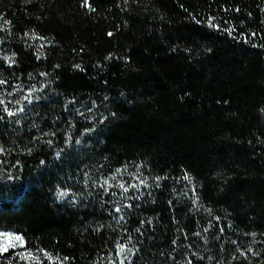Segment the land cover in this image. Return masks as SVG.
<instances>
[{"label": "trees", "instance_id": "16d2710c", "mask_svg": "<svg viewBox=\"0 0 264 264\" xmlns=\"http://www.w3.org/2000/svg\"><path fill=\"white\" fill-rule=\"evenodd\" d=\"M0 233V264H264V0H0Z\"/></svg>", "mask_w": 264, "mask_h": 264}, {"label": "snow or ice", "instance_id": "6c2138e0", "mask_svg": "<svg viewBox=\"0 0 264 264\" xmlns=\"http://www.w3.org/2000/svg\"><path fill=\"white\" fill-rule=\"evenodd\" d=\"M85 2H87V0H85ZM9 115H12V113H9ZM20 240V237L0 233V251H6L8 247H14L15 242Z\"/></svg>", "mask_w": 264, "mask_h": 264}]
</instances>
